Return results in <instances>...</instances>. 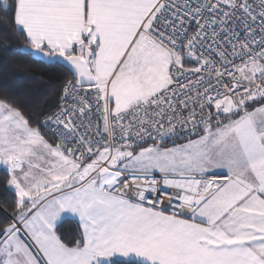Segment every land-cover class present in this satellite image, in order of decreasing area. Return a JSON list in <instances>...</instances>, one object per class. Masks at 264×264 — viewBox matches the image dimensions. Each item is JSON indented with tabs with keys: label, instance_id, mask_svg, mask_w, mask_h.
<instances>
[{
	"label": "snow or ice",
	"instance_id": "6c2138e0",
	"mask_svg": "<svg viewBox=\"0 0 264 264\" xmlns=\"http://www.w3.org/2000/svg\"><path fill=\"white\" fill-rule=\"evenodd\" d=\"M0 22L62 72L38 113L0 92V264H264V0H0Z\"/></svg>",
	"mask_w": 264,
	"mask_h": 264
},
{
	"label": "trees",
	"instance_id": "16d2710c",
	"mask_svg": "<svg viewBox=\"0 0 264 264\" xmlns=\"http://www.w3.org/2000/svg\"><path fill=\"white\" fill-rule=\"evenodd\" d=\"M10 25L0 22V33L6 32ZM10 47H0V92H7L16 97L26 111L41 112L47 103L55 99L62 79V72L57 67L37 62L29 55H23V40L12 38ZM6 171L0 167V218L5 217V209L11 212L13 193L4 188L3 179ZM80 225L71 218H64L59 226L58 233L62 239L69 241L79 237Z\"/></svg>",
	"mask_w": 264,
	"mask_h": 264
},
{
	"label": "crops",
	"instance_id": "0c3cea01",
	"mask_svg": "<svg viewBox=\"0 0 264 264\" xmlns=\"http://www.w3.org/2000/svg\"><path fill=\"white\" fill-rule=\"evenodd\" d=\"M64 218H71V219H74V220H76V221L78 222V219H77L76 217H73V216H65V217L62 218V220H63ZM62 220H61V221H62ZM78 223H79V222H78Z\"/></svg>",
	"mask_w": 264,
	"mask_h": 264
},
{
	"label": "water",
	"instance_id": "95a60500",
	"mask_svg": "<svg viewBox=\"0 0 264 264\" xmlns=\"http://www.w3.org/2000/svg\"><path fill=\"white\" fill-rule=\"evenodd\" d=\"M23 51H24V49H23Z\"/></svg>",
	"mask_w": 264,
	"mask_h": 264
}]
</instances>
